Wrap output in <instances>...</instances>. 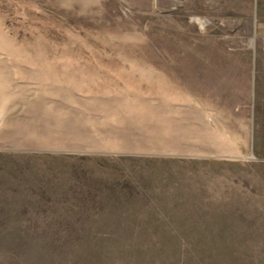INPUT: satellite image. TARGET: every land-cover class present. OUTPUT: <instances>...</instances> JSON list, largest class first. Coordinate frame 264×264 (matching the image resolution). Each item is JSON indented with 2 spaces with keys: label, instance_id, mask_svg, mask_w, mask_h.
I'll list each match as a JSON object with an SVG mask.
<instances>
[{
  "label": "rangeland",
  "instance_id": "obj_1",
  "mask_svg": "<svg viewBox=\"0 0 264 264\" xmlns=\"http://www.w3.org/2000/svg\"><path fill=\"white\" fill-rule=\"evenodd\" d=\"M0 264H264V0H0Z\"/></svg>",
  "mask_w": 264,
  "mask_h": 264
}]
</instances>
